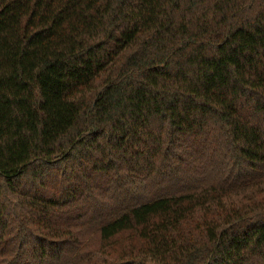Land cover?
<instances>
[{"label": "trees", "instance_id": "obj_1", "mask_svg": "<svg viewBox=\"0 0 264 264\" xmlns=\"http://www.w3.org/2000/svg\"><path fill=\"white\" fill-rule=\"evenodd\" d=\"M0 264H264V0H0Z\"/></svg>", "mask_w": 264, "mask_h": 264}]
</instances>
